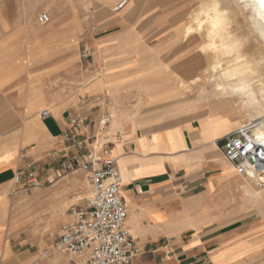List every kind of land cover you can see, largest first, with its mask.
<instances>
[{
  "label": "crops",
  "instance_id": "obj_1",
  "mask_svg": "<svg viewBox=\"0 0 264 264\" xmlns=\"http://www.w3.org/2000/svg\"><path fill=\"white\" fill-rule=\"evenodd\" d=\"M19 12L12 3L0 2V264L69 263L58 255L43 261V246L31 245V224L43 219L61 228L71 219L70 212L62 218L64 196L58 175L65 173L63 167L70 166L71 160L89 156L119 164L126 226L143 251L133 264H234L227 253L235 251V245L223 246L221 242L225 235L221 194L237 188L234 167L217 143L228 133L217 135L206 131L199 120L198 125L190 124L183 117L175 120L174 126L163 127L173 121L146 111L145 104L140 112L127 115L119 100L109 105L111 125L98 137L108 144L107 154L89 147L82 152L79 145L90 141L88 123L91 128L103 111L93 117L88 100L42 111L47 103L44 75L36 74L30 83L24 60H29L35 38ZM116 28L115 33L95 36L89 43L105 74L86 89L108 93L115 102V94L123 86L119 76L163 75L151 64L149 68L141 66L147 55L150 59L154 56L146 44L161 36L135 34L132 21L118 20ZM154 29L156 33L157 27ZM49 53L46 49L44 57ZM70 55L73 62L66 65L73 67L75 57L72 52ZM121 60H132L140 67L108 65V61ZM143 83H137L138 91H143ZM149 83L154 84L153 80ZM46 110L50 115L43 117ZM23 170L36 171L41 187L15 184V176ZM78 260L84 261L75 262Z\"/></svg>",
  "mask_w": 264,
  "mask_h": 264
},
{
  "label": "rangeland",
  "instance_id": "obj_2",
  "mask_svg": "<svg viewBox=\"0 0 264 264\" xmlns=\"http://www.w3.org/2000/svg\"><path fill=\"white\" fill-rule=\"evenodd\" d=\"M124 1L126 4L119 9V5ZM0 2L12 3L16 9L22 11L19 15L24 22H28L30 35L35 38V42L30 44L29 60L24 62L30 71V83L37 78L36 74L44 75L47 103L42 111L57 104L70 106L75 100H88L93 117H96L100 110L103 111L91 128L88 127L90 125L88 123L87 134L90 141L89 143L84 141L79 145L82 152H85L86 147L95 153L100 150L95 149L97 143H102L98 137L103 136L111 125L103 128L100 123L105 115H110L108 109L112 101L117 103L121 100L127 115L140 112L143 110L142 105L145 104L146 111H154V115L163 116L166 121H173L164 124L163 127L174 126L176 124L174 121L179 117L188 119L190 124L196 125L202 117L210 119L217 117L226 124L237 125L226 131L219 128L218 135L226 133L229 135L233 129L241 130V127L248 126L251 122L249 113L241 111L242 107L237 104L240 100H221L218 95V97L204 95L205 90L212 91L208 74L210 66L218 59L222 61L228 59L222 56L216 46H212V39L208 37L210 20L214 17L211 10L213 0H0ZM131 4H135L134 8L126 12ZM221 8L227 7L222 5ZM41 14H48L51 22L41 25L38 22ZM118 20L132 21L137 35L161 36L157 42L151 41L146 44L145 47L151 49L154 56L150 59L147 55L148 59L143 60L141 66L149 68L151 64L156 68L155 71L163 75L143 77L145 79L133 74L119 76V82L123 86L122 90L115 94V102L108 93L95 94L87 92L86 89L105 74L101 64L95 61V53L89 50L91 47L89 43L95 36L115 33L118 30L116 28ZM155 27L158 30L156 33ZM237 28L234 24L231 31L234 32ZM227 34L226 32L225 35ZM46 49L50 51L47 58L44 57ZM86 51L91 55L88 59L84 57ZM71 52L75 57L73 67L66 65L71 60ZM109 64H115L114 67L120 66V69L140 67L139 64L134 65L132 60L108 61ZM196 78L200 81L195 85L193 81ZM150 79L154 84L161 86L150 84L152 81ZM144 80L149 82L143 83ZM141 81L143 84L140 88L143 91H138L137 83ZM157 87L173 89L162 92L155 90ZM82 160L84 162L86 159L81 157L71 160V170L61 173L60 185L64 196L62 218H65L74 207H85L92 196L91 182L79 168ZM233 172L237 188L221 194L223 209L221 225L225 223L222 230L223 234L225 233L221 239L222 245H235L236 250L227 253L233 256L231 259L234 264H264V191L257 201L251 195L260 191L264 179L259 178L255 181L240 177L234 169ZM201 196L203 197L200 195L199 199ZM31 231L33 232L30 236L33 241L31 245L36 248L40 244L44 248L40 254L43 261L48 262L58 255L62 260H68V264H84V261L80 260L75 262V258L58 249L60 228L53 222H45L43 219L33 222Z\"/></svg>",
  "mask_w": 264,
  "mask_h": 264
},
{
  "label": "built area",
  "instance_id": "obj_3",
  "mask_svg": "<svg viewBox=\"0 0 264 264\" xmlns=\"http://www.w3.org/2000/svg\"><path fill=\"white\" fill-rule=\"evenodd\" d=\"M41 25L51 22L48 14L38 18ZM86 51L85 58H90ZM50 111L42 113L48 117ZM110 124V115H105L100 125ZM226 160L233 165L239 176L248 174L257 149L252 133L246 129L237 130L219 140ZM108 144L101 150L107 154ZM79 168L87 175L92 185V196L85 207L70 210L71 219L60 228L58 249L75 259H83L84 264H133L143 254L126 226L127 208L121 194L122 177L113 159L101 160L88 157ZM64 172L71 170L63 167ZM61 177V174L58 175ZM15 184H25L26 188L41 187L36 171L23 170L15 176Z\"/></svg>",
  "mask_w": 264,
  "mask_h": 264
},
{
  "label": "bare ground",
  "instance_id": "obj_4",
  "mask_svg": "<svg viewBox=\"0 0 264 264\" xmlns=\"http://www.w3.org/2000/svg\"><path fill=\"white\" fill-rule=\"evenodd\" d=\"M125 4L126 1L122 2L119 9ZM222 5H226L227 8L222 9ZM211 10L214 17L210 20L208 37L212 39V46H216L222 56L228 59L226 61L218 59L210 66L208 74L212 91L207 89L204 95L209 97L218 95L221 100H240L237 104L242 107L241 111L248 112L251 119L250 124L242 125L241 129L252 133L257 149V156L251 160L248 174L240 177L255 181L259 178L263 180L264 0H213ZM234 24L238 28L232 32ZM199 81L200 79L196 78L193 82L196 85ZM200 123L206 131H212L217 135L219 128L226 131L237 126L234 123L226 124L221 118L210 119L206 116L200 119ZM105 144L97 143L95 149L99 150ZM259 189L260 191L251 194L255 201L262 196L264 184Z\"/></svg>",
  "mask_w": 264,
  "mask_h": 264
}]
</instances>
